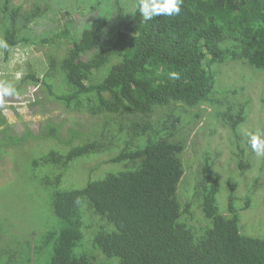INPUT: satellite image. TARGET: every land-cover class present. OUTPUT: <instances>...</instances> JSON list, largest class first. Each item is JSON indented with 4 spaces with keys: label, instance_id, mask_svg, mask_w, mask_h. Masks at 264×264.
<instances>
[{
    "label": "trees",
    "instance_id": "obj_1",
    "mask_svg": "<svg viewBox=\"0 0 264 264\" xmlns=\"http://www.w3.org/2000/svg\"><path fill=\"white\" fill-rule=\"evenodd\" d=\"M65 1L0 0L5 60L20 44L45 48L49 70L30 71L19 85L40 86L65 111L103 123L87 135L70 128L61 148L63 123L50 120L42 128L49 149L30 157L28 137L0 110V155L12 147L23 159L17 167L28 161L37 206L51 217L40 238L21 241L1 199L0 264H264V237L242 223L252 206L239 190L247 181L215 163L238 165L242 176L264 171L244 131L253 97L232 99L239 85H264V0H184L178 16L147 22L136 0H79L78 17L57 16ZM46 15L51 27L35 32ZM218 127L237 141L227 156L214 148ZM200 130L207 139L186 163ZM87 160L96 164L86 183L70 182L73 166Z\"/></svg>",
    "mask_w": 264,
    "mask_h": 264
},
{
    "label": "rangeland",
    "instance_id": "obj_2",
    "mask_svg": "<svg viewBox=\"0 0 264 264\" xmlns=\"http://www.w3.org/2000/svg\"><path fill=\"white\" fill-rule=\"evenodd\" d=\"M23 1V0H17ZM28 4V3H27ZM81 4L79 0H66L64 5L66 8H61L57 12V16L64 14H73L77 16L82 12L83 9H78V5ZM49 15L41 18L37 23L34 24V31L37 33H43L51 27L50 18L47 19ZM78 17V16H77ZM34 38H42L41 36H34ZM52 51L54 47L48 46V49ZM11 55L8 60H5L4 50H0V80H7L12 83L17 92L18 96L8 99L7 110L4 111V115L7 116L9 122L12 124L13 131L19 136H27L28 140L24 143V152L29 153L30 157L32 154L38 156L47 151L50 144L42 138V128L50 120H54L57 123H63L62 127V138L58 139L59 146L64 148L61 141L67 137L68 130L70 128H78L80 132L91 133L98 129L97 123L102 126V120L89 117L85 114L80 113H69L65 111V108L60 104L56 103L53 99L45 96V91L42 87L34 85L32 83H27L26 85H19L20 79L29 74L30 71H34L38 76L43 77L45 73L49 70L50 65L48 63L47 50L38 47L37 45L30 44H20L19 46L11 50ZM234 65H230L228 68L224 69L225 74L230 73L229 68H233ZM237 74H240L239 67L237 69ZM237 76L235 75V81ZM7 86V84H6ZM244 88L240 89L239 92L232 96L233 100L241 99L244 95L250 94L253 97V102L250 108L249 122L247 123L244 131L247 136L248 132H251V127L249 126L253 123L255 129L260 132H264V85L258 83L255 87L251 83L247 85H239ZM255 89V93H254ZM38 96V97H36ZM34 100V102H33ZM206 117L204 116V119ZM252 120V121H251ZM204 121L201 120L198 127L202 125ZM197 127V129H198ZM218 133L213 135L215 141L214 148L219 149V151H224V156H227V152L235 151L237 149V141L235 136L231 132L222 127H218ZM230 135V136H229ZM207 136L204 135L203 130L197 132V135H192L190 137V144L187 148L184 158L186 163L194 164V156L199 154L197 147L200 144H204ZM244 143V141H241ZM233 145V147H232ZM246 143L242 145L245 147ZM227 149V151H226ZM11 156L0 155V200L4 199L10 201L11 210L7 211L12 215L14 224L16 228L15 234H20V240L24 241L25 237L40 238L42 233H44L50 226L51 217L46 210L41 209L37 204L43 203L42 199H39L31 190V182L29 173L26 171L25 165L26 161L20 167H17L15 159L19 156L17 153L12 152V147L10 148ZM199 158V157H198ZM262 159V158H261ZM20 160L21 164L23 159ZM218 172L227 174L228 172H235L237 174V180H246L247 183H241V194L246 195L247 192L250 193L252 197V206L248 209L247 214L242 216V223L244 222L247 227V234H253L255 236H262L264 234L261 232L262 223L259 218V210H256L259 197H262V202L264 201V171L261 168L256 169L257 175L261 174V177L252 176H242L239 174L238 165L235 164H225L221 159L216 162ZM96 164L95 161L87 160L76 163L71 169V181L86 183V178L88 177L87 170ZM197 170V169H196ZM196 173V172H195ZM251 177L253 184L251 182ZM196 179L193 175L188 176L187 182H194ZM23 189V190H22ZM22 190V192H21ZM238 190V191H239ZM1 202V201H0ZM32 206V212L28 210L30 205ZM46 209V207H44ZM11 217V216H10ZM55 221L58 218L53 216ZM12 222V221H11ZM12 228V229H13ZM263 228V227H262ZM22 231H21V230ZM264 233V228H263ZM34 234V235H33Z\"/></svg>",
    "mask_w": 264,
    "mask_h": 264
},
{
    "label": "clouds",
    "instance_id": "obj_3",
    "mask_svg": "<svg viewBox=\"0 0 264 264\" xmlns=\"http://www.w3.org/2000/svg\"><path fill=\"white\" fill-rule=\"evenodd\" d=\"M183 5L184 0H136V7L145 22L160 16H178ZM0 50L10 51L8 42L2 37H0ZM172 78L178 79L179 74L173 73ZM18 95L19 93L12 83L7 80H0V110L6 111L8 99ZM247 135L251 149L257 158H264V132H248Z\"/></svg>",
    "mask_w": 264,
    "mask_h": 264
}]
</instances>
